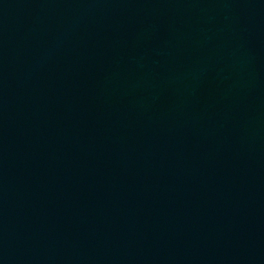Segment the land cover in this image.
<instances>
[{"label": "water", "instance_id": "water-1", "mask_svg": "<svg viewBox=\"0 0 264 264\" xmlns=\"http://www.w3.org/2000/svg\"><path fill=\"white\" fill-rule=\"evenodd\" d=\"M0 264H264V0H0Z\"/></svg>", "mask_w": 264, "mask_h": 264}]
</instances>
